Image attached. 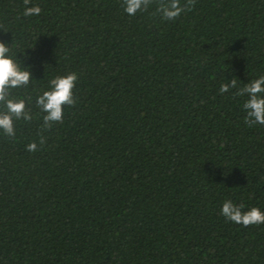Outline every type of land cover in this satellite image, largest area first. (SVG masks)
Masks as SVG:
<instances>
[{
	"label": "trees",
	"instance_id": "16d2710c",
	"mask_svg": "<svg viewBox=\"0 0 264 264\" xmlns=\"http://www.w3.org/2000/svg\"><path fill=\"white\" fill-rule=\"evenodd\" d=\"M161 2L0 0V42L34 79L13 90L33 119L0 134V264H264V224L219 211H264V126L219 92L264 75V0H192L174 21ZM67 72L76 103L42 128L35 95Z\"/></svg>",
	"mask_w": 264,
	"mask_h": 264
},
{
	"label": "clouds",
	"instance_id": "9594fccd",
	"mask_svg": "<svg viewBox=\"0 0 264 264\" xmlns=\"http://www.w3.org/2000/svg\"><path fill=\"white\" fill-rule=\"evenodd\" d=\"M151 0H122L124 13L133 16L138 12L146 11ZM28 0H25V4ZM192 0L181 4V0H166L157 6V12L161 19L174 21L186 8H190ZM41 8L38 5L25 7L23 15L38 16ZM18 54L9 45L0 42V134L14 137L15 122L23 120L30 122L33 115L26 108V97L13 94V90L27 89L32 80L29 66L17 58ZM77 81L75 72H67L55 75L48 79L47 87L38 92L34 98L35 107L42 114V128H50L53 124L61 122L64 108L76 103L74 89ZM229 89H236L234 95L246 97L241 104L244 113V123L249 127L264 126V75H258L255 79L248 80L243 87H237V79H228L221 83L219 92L225 93ZM41 136L39 144L43 145ZM29 152L37 150V142L26 144ZM220 215L225 220L243 226L264 224V211L258 207L245 208L243 204H237L231 199H225L220 205Z\"/></svg>",
	"mask_w": 264,
	"mask_h": 264
}]
</instances>
